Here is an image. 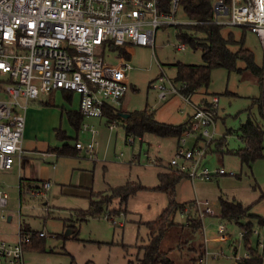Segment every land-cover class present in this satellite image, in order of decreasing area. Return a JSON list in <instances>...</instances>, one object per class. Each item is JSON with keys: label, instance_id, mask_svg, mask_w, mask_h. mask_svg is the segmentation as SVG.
Returning a JSON list of instances; mask_svg holds the SVG:
<instances>
[{"label": "rangeland", "instance_id": "rangeland-1", "mask_svg": "<svg viewBox=\"0 0 264 264\" xmlns=\"http://www.w3.org/2000/svg\"><path fill=\"white\" fill-rule=\"evenodd\" d=\"M175 18L182 23L190 21L182 1ZM177 28V25L160 27L154 48L133 46L132 55L125 60L131 68L127 70L130 88L122 107L124 116L148 107L155 111L159 121L170 124L189 121L194 110L189 102L179 94L161 99L159 90L153 86L160 75L175 81L178 62L204 63L202 49L183 44ZM222 33L243 41L253 52L256 63L263 65L264 45L256 33L234 25H225ZM181 46L184 49H179ZM232 48L237 49L238 45ZM104 54L112 64H118L124 57L120 47L109 48ZM238 67L244 68L245 62L240 60ZM175 84L180 87L182 83L175 81ZM2 89L3 84L0 96ZM215 95L219 97L218 115L215 127H210L211 132L215 131L214 141L201 161V168L211 171L223 168L226 173L193 181L182 169L186 174L176 185L175 200L179 204L188 203L186 206L208 200L216 215L201 218L193 208L192 215H198L202 221L193 227L179 209L160 246L175 264H196V259L202 256L208 264H236L248 254L261 255L264 264V158L245 163L236 154L237 150L246 148L240 137L241 124L249 118L262 122L254 102V98L261 96V86L258 77L248 69L239 71L218 66L212 70L209 86L195 92L191 100L199 104L202 97L211 100ZM78 101L79 94L75 93L70 103L57 90L30 101L23 133L24 148L46 152L67 142L86 146L93 138L95 150L92 154L85 150L78 155L61 154L55 167L41 156H34L24 161L21 170L17 164L11 170L0 168V185L9 195L5 218L0 216V240L17 243L21 226L34 232L44 231L47 234L42 239L44 245L39 250L28 247L25 264H129L130 261L138 264L142 247L151 240L148 222L156 220L171 200L159 188V174L190 163L179 160L178 166L171 164L179 144L177 136L147 133L143 139L127 138L121 119L110 128L107 117H85L84 125L94 127L96 134L83 129L77 132L64 110L76 107ZM58 130L65 131L67 137L61 138ZM199 135L200 132L184 134L182 139L186 143L183 145L180 140V144L192 149ZM198 145L204 142L200 140ZM21 178L23 188L32 180H38L39 184L41 180H48L51 186L44 197L32 194L37 185L29 191L24 189L20 196ZM129 182L144 188L125 203L120 197H114L108 204L81 214L89 211L91 198L101 199V194L109 195L112 188ZM222 199L240 201L248 207V214L238 220L223 217ZM221 224L225 227L223 233ZM246 227L251 231L247 237ZM221 235L228 238L222 240Z\"/></svg>", "mask_w": 264, "mask_h": 264}, {"label": "built area", "instance_id": "built-area-1", "mask_svg": "<svg viewBox=\"0 0 264 264\" xmlns=\"http://www.w3.org/2000/svg\"><path fill=\"white\" fill-rule=\"evenodd\" d=\"M0 0V168L11 169L18 157L25 154L23 133L28 105L41 94L65 90L81 94L80 111L85 117H102L106 109L120 107L130 88L127 70L131 65L125 51L122 61L112 64L105 60L109 48L129 46L155 47L157 30L167 25L185 24L175 18L181 0ZM213 18L187 23H214L245 27L256 33L264 45V0H212ZM179 49H184L183 46ZM153 83L161 99L179 94L194 110L188 130L182 134L200 132L192 149L177 148L173 166L179 160L188 162L176 170L196 179H210L225 174L223 168L211 171L201 168V161L214 141L219 97L194 103L192 94L183 92L185 83L177 87L175 81L160 75ZM110 122V128H113ZM93 135L94 127L85 125ZM180 138L182 144L186 139ZM96 141L78 150L94 153ZM186 171V173L183 170ZM233 174V173H231ZM51 184L41 182L32 191L34 196H46ZM8 194L0 185V214L4 217ZM190 206V207H189ZM193 206V207H192ZM196 208L202 218L216 215L208 200L191 203L181 215L187 217ZM225 227L220 225V232ZM39 236L46 237L44 231ZM34 231L19 232L16 244L0 240V264H25V244L32 242ZM226 240V235H221ZM248 256V255H246ZM196 264H208L204 256Z\"/></svg>", "mask_w": 264, "mask_h": 264}, {"label": "trees", "instance_id": "trees-1", "mask_svg": "<svg viewBox=\"0 0 264 264\" xmlns=\"http://www.w3.org/2000/svg\"><path fill=\"white\" fill-rule=\"evenodd\" d=\"M185 10L193 20H211L214 16L212 8V0H181ZM169 0L164 1V5L168 7ZM225 25L214 23H185L177 25L178 37L183 44H190L194 49L201 48L204 59L203 64H187L178 62L176 64L177 75L175 81L185 83L183 92L186 94H194L203 88H207L210 84L211 74L214 67L223 66L229 70L243 71L248 69L257 77L261 86V96L254 98L257 104L262 122H256L249 118L242 123L240 137L246 143L245 149H239L236 154L241 158L242 162L251 163L252 161L264 158V63L259 65L256 63L253 52L245 47L243 41H237L230 34L225 37L222 33ZM233 45H238L237 49H233ZM245 62V67H238V62ZM106 114L111 118V122H116L119 119L123 121L126 137L137 136L143 139L147 133H153L162 137L177 136L179 138L178 148L181 146L180 138L185 130H188V124H170L156 119L155 111L148 107L144 110H136L128 113L126 116L122 114L121 109L110 108ZM81 116L84 115L81 113ZM230 132V131H229ZM199 139L196 140V143ZM211 145V144H210ZM68 144L58 149L60 154H76ZM183 173L172 168L170 171L161 172L159 174L160 189L166 191L171 200L168 208H166L156 220L148 222L151 231L150 242L142 247L143 255L139 258L138 264H175V262L161 249L160 243L165 232L173 223L174 214L183 208L188 203L179 204L175 200V191L178 181L182 178ZM140 188H144L138 183L129 182L125 185H120L111 189V194H101V199L95 200L91 198L89 211L81 213L82 215L92 212L103 204H108L114 197H120L122 202H127L129 197L135 194ZM97 193H94V195ZM222 216L230 220H238L248 214V207L237 200L221 201ZM188 217V222L193 227H198L202 221L198 215ZM24 233H28L29 229H24ZM249 227H246L245 237H247ZM42 237L38 232H34L32 242L25 244L26 248L39 250L44 245ZM126 248V246H125ZM90 264V263H89ZM129 264H133L130 261ZM236 264H263V258L258 254H248L237 260Z\"/></svg>", "mask_w": 264, "mask_h": 264}, {"label": "crops", "instance_id": "crops-1", "mask_svg": "<svg viewBox=\"0 0 264 264\" xmlns=\"http://www.w3.org/2000/svg\"><path fill=\"white\" fill-rule=\"evenodd\" d=\"M132 49H133V46H129L128 48H126V49H122V52H123V54H124V52L125 51H127L128 52V55H127V57L129 56V58H130V56L132 55L131 53H132ZM108 50V49H107ZM104 56H105V54H104ZM105 60L107 61V59H106V56H105ZM108 62V61H107ZM128 83H129V81H128ZM130 84V83H129ZM57 91H60L61 92V94H62V96H63V98H65L67 101H69L70 103H72L73 102V100H74V97H75V93H77V92H72V91H65V90H61V89H57ZM128 93V92H127ZM77 94H79V101H78V105L76 106V107H74V108H71V109H69V110H64V112H66V115H67V118H68V121L70 122V124L72 125V126H74L75 128H77V132H80V130L81 129H83V131L85 130V131H89L90 132V129L89 128H85V116H81V111H80V104H81V94L80 93H77ZM195 94V93H194ZM194 94H192V96L194 95ZM127 95V94H126ZM2 96V95H1ZM0 96V97H1ZM126 97V96H125ZM203 99H207V100H209L208 99V97L207 96H204V97H202L201 98V101L203 100ZM124 102H125V100H123V104L120 106V107H111V106H109L107 109H106V111L108 110V109H110V108H113V109H121L122 111H123V109H122V107H123V105H124ZM103 117H107V119H108V121L109 122H111L110 120H111V118L106 114V112H105V114H104V116H102V117H89V118H103ZM88 118V117H87ZM190 120V119H189ZM58 134H59V136L61 137V138H63V139H65L66 137H67V135H66V133H65V131H62V130H58ZM79 136H78V134H77V136H76V138H78ZM77 143V142H76ZM66 144H68L69 146H71L70 148L71 149H73L75 152H77L76 154H65V155H78L79 154V152H81V151H83V150H78L77 148H76V144H75V146L74 145H71L70 143H65V144H63L61 147H59V148H52V147H50V148H48V150L46 151V152H43V151H36V150H31V149H26V148H24L23 147V149L25 150V154L22 156V157H18L16 160H15V163H14V165H13V167L11 168V169H13L14 168V166H15V164H17V168L19 169V170H21L22 169V167H23V164H24V161L26 160V159H28V158H33L34 156H41L42 157V159H44L45 161H47V162H49V163H51V164H53V166L55 167V165H56V159L61 155L60 153H59V150L58 149H60V148H62L64 145H66ZM11 169H9V170H11ZM42 182L43 181H46V180H41ZM41 183V182H40ZM39 184V181L38 180H32V181H30V184L27 186H25L26 188H23V178H21V182H20V196L22 195V191L24 190V189H28V191H29V189L30 188H32L33 186H36V185H38ZM3 188V187H2ZM4 189V188H3ZM8 194V193H7ZM9 196V195H8ZM9 203V202H8ZM8 205V204H7ZM0 216L1 217H3L1 214H0ZM3 218H5V213H4V217ZM23 226H21V228H22ZM42 238H45V237H42ZM16 244V243H15ZM27 248L25 247V250H26ZM29 250H31V249H29ZM34 250V249H33ZM36 252V251H35ZM24 257H25V253H24Z\"/></svg>", "mask_w": 264, "mask_h": 264}]
</instances>
